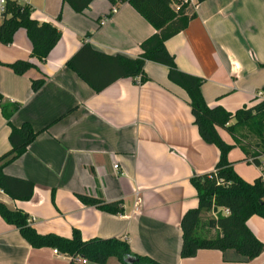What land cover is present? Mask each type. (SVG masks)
Listing matches in <instances>:
<instances>
[{
  "label": "crops",
  "instance_id": "obj_1",
  "mask_svg": "<svg viewBox=\"0 0 264 264\" xmlns=\"http://www.w3.org/2000/svg\"><path fill=\"white\" fill-rule=\"evenodd\" d=\"M18 1L32 7L33 18L58 26L62 36L43 61L32 56L24 28L12 43L0 42V93L21 104L12 122H30L37 131L46 128L5 167L10 175L34 181L33 197L14 200L0 189V200L27 212L42 234L69 237L79 228L84 239L119 237L135 254L163 264H264V252L249 260L234 249H201L194 257L181 256L182 218L199 204L191 178L214 170L220 150L201 137L189 95L169 78V68L148 61L145 81L120 78L97 92L67 66L85 42L107 54L135 57L154 27L128 2L117 6L94 0L79 13L63 0ZM114 6L117 11L107 17ZM189 12L195 16L187 28L166 44L180 70L205 79L206 102L234 113L253 105L259 92L263 99L264 0H204L191 4ZM2 17L1 12L0 24ZM18 59H28L35 67L20 75L3 64ZM43 75L45 84L34 92L32 79ZM10 131L0 108V156L11 148ZM219 132L236 144L229 158L237 173L249 182L259 178L264 154L261 166H248L235 137L225 128ZM236 134L253 152L243 132ZM79 193L122 201L124 212L86 205ZM218 211L229 214L225 207ZM248 225L264 242V218L254 215ZM212 231L214 236L217 230ZM54 249L33 247L0 215V264H71L69 255ZM107 264L122 263L111 257Z\"/></svg>",
  "mask_w": 264,
  "mask_h": 264
},
{
  "label": "trees",
  "instance_id": "obj_2",
  "mask_svg": "<svg viewBox=\"0 0 264 264\" xmlns=\"http://www.w3.org/2000/svg\"><path fill=\"white\" fill-rule=\"evenodd\" d=\"M94 0H63L79 13L85 12ZM112 5L130 3L155 29L140 45L141 52L135 57L123 54H107L95 49L90 43L83 46L67 61V66L74 70L95 91L99 92L120 78L140 77L147 79L145 65L154 61L169 68V78L183 87L190 98L194 123L201 137L208 143L215 144L220 150L219 160L214 170L195 174L191 178L198 193L199 204L190 208L183 216L181 227L183 243L181 256L190 258L201 249L226 251L234 249L247 259L252 260L264 252L261 241L249 227L248 221L254 216L264 218V179L262 176L249 182L235 170L229 158L236 144L228 143L220 134L219 128L230 132L246 153L245 161L261 166L260 157L264 154V98L256 96L253 105L244 106L236 112H230L222 106L211 107L202 92L204 78L180 70L174 55L168 50L166 42L174 35L187 28L195 16L190 13L189 2L182 0H109ZM204 0H197L196 4ZM110 13L107 17H111ZM62 13L58 15L61 20ZM24 28L32 42V56L45 60L61 39L62 32L52 22H40L32 17V7L18 0H7L0 24V42L10 44L18 29ZM15 73L23 75L33 67L28 59H18L3 63ZM264 66V64H263ZM46 76L32 79V88L37 92L46 82ZM0 108L10 126L11 148L0 156V189L14 200H30L35 191L33 180L10 175L5 167L21 157L35 141L40 130L34 129L30 122L15 125L12 117L20 110L21 104L12 102L0 93ZM231 120H235L231 123ZM249 127L256 135L260 151L250 152L237 136V132ZM86 205L96 206L112 214L124 212L122 201H107L103 197L78 194ZM225 207L229 214L218 211ZM218 211L216 216L203 219V214ZM0 215L16 226L23 237L35 248L55 247L61 253L71 257V264L78 256L97 264H107L111 257H116L122 264L127 259L135 258L133 264H163L157 260L135 254L127 240L119 237L84 239L79 228H73L67 237L54 232L42 234L30 223L29 214L21 208L11 209L0 200ZM217 233L210 236V231Z\"/></svg>",
  "mask_w": 264,
  "mask_h": 264
},
{
  "label": "rangeland",
  "instance_id": "obj_3",
  "mask_svg": "<svg viewBox=\"0 0 264 264\" xmlns=\"http://www.w3.org/2000/svg\"><path fill=\"white\" fill-rule=\"evenodd\" d=\"M1 14V12H0ZM250 128L247 126V127H244L241 129V132H243L242 136L244 138V140H246L247 144L249 145L248 147L251 148L252 150L256 151V148H258L257 146V142H258V139L256 137V135H254V132H252L251 130H249ZM243 142V141H242ZM248 166H252L254 168H257V165L254 164V163H249L247 164ZM210 213H213L210 212ZM210 213L208 214H205V216L203 217L204 220L208 219L210 216ZM214 216V215H212ZM212 231V230H211ZM213 232V231H212ZM211 236V235H210Z\"/></svg>",
  "mask_w": 264,
  "mask_h": 264
},
{
  "label": "built area",
  "instance_id": "obj_4",
  "mask_svg": "<svg viewBox=\"0 0 264 264\" xmlns=\"http://www.w3.org/2000/svg\"><path fill=\"white\" fill-rule=\"evenodd\" d=\"M196 1H197V0H182V2H189L190 4H196ZM6 2H7V0H0V12H2V13H3V11L5 10ZM116 11H117V6H114V7L112 8V10H111V13L113 14V13H115ZM106 20H107V18H105L104 20H102V21H101V24H104ZM262 95H263V92H259V93H258V96H259V97H261ZM115 168H118V164H115ZM261 176H262L263 179H264V171H262ZM227 210H228V209H227ZM228 212H229V210H228ZM54 252L57 253V254L61 253L58 249H54ZM73 259H74L76 262H82V263H86V262H87V260H86L85 258L80 257V256H78V257H76V258H73Z\"/></svg>",
  "mask_w": 264,
  "mask_h": 264
},
{
  "label": "water",
  "instance_id": "obj_5",
  "mask_svg": "<svg viewBox=\"0 0 264 264\" xmlns=\"http://www.w3.org/2000/svg\"><path fill=\"white\" fill-rule=\"evenodd\" d=\"M3 16V13H2ZM128 264H133L135 262V258H129L127 259Z\"/></svg>",
  "mask_w": 264,
  "mask_h": 264
}]
</instances>
